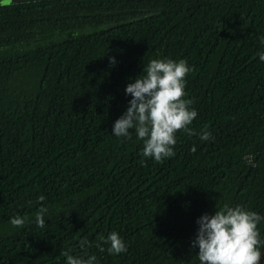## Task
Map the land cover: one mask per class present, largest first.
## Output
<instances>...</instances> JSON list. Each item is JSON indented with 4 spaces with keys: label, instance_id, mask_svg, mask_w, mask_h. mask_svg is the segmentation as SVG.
Instances as JSON below:
<instances>
[{
    "label": "trees",
    "instance_id": "16d2710c",
    "mask_svg": "<svg viewBox=\"0 0 264 264\" xmlns=\"http://www.w3.org/2000/svg\"><path fill=\"white\" fill-rule=\"evenodd\" d=\"M261 38L264 0L0 4V264H66L69 249L95 264H199L202 215L228 204L264 216ZM153 59L193 68L184 99L198 113L161 163L135 129L112 133ZM113 231L126 253H108Z\"/></svg>",
    "mask_w": 264,
    "mask_h": 264
},
{
    "label": "clouds",
    "instance_id": "9594fccd",
    "mask_svg": "<svg viewBox=\"0 0 264 264\" xmlns=\"http://www.w3.org/2000/svg\"><path fill=\"white\" fill-rule=\"evenodd\" d=\"M12 0H2L4 6L10 5ZM264 43V38H261ZM264 61V53L260 54ZM115 65L114 58H109ZM146 73L142 78H136L129 83L125 94H130L132 99L126 112L114 122L112 133L116 137L131 139V129H135L137 138L144 141L142 155L151 157L158 163L166 158L175 156V134L183 130L188 135H193L189 125L198 113L191 108L193 101L184 99L186 93V76L193 71L186 60L174 61L171 59H153L149 61ZM200 139H212L211 133L205 130ZM193 147L192 151H195ZM44 196H39L38 201L43 202ZM47 207H41L35 214L36 225L45 227ZM264 216L254 211H249L240 205L231 207L228 204L217 209L214 215H202L198 220L199 225L196 238L192 247L198 246L199 264H259L264 245L258 230V224ZM29 222L27 216L17 215L10 220L16 228H23ZM101 241L109 244V254L127 252V246L115 231ZM80 247L88 246L87 240H81ZM99 246V245H98ZM105 249L100 247V251ZM71 249L61 253L66 258V264H95L97 257L90 255L86 259L70 254Z\"/></svg>",
    "mask_w": 264,
    "mask_h": 264
},
{
    "label": "water",
    "instance_id": "95a60500",
    "mask_svg": "<svg viewBox=\"0 0 264 264\" xmlns=\"http://www.w3.org/2000/svg\"><path fill=\"white\" fill-rule=\"evenodd\" d=\"M25 1H39V0H12L11 3L25 2ZM0 4H2V0H0ZM262 240H264V235H263V239ZM263 247H264V245H262L261 248H260L261 254H262V251H263ZM260 259H261V257H260Z\"/></svg>",
    "mask_w": 264,
    "mask_h": 264
}]
</instances>
